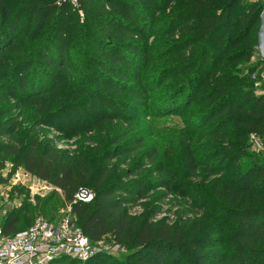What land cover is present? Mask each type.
Returning a JSON list of instances; mask_svg holds the SVG:
<instances>
[{"label":"trees","instance_id":"obj_1","mask_svg":"<svg viewBox=\"0 0 264 264\" xmlns=\"http://www.w3.org/2000/svg\"><path fill=\"white\" fill-rule=\"evenodd\" d=\"M78 6L0 0V169L12 161L59 189L93 243L128 250L51 264H264V149L251 141L264 143V93L252 80L257 68L240 67L259 56L264 3ZM173 115L184 128L149 144ZM41 128L77 138L76 150L41 141ZM82 188L93 202L74 203ZM178 195L185 222L155 221L161 209L141 221L130 212ZM22 216L11 211L1 233L29 229L18 230Z\"/></svg>","mask_w":264,"mask_h":264},{"label":"rangeland","instance_id":"obj_2","mask_svg":"<svg viewBox=\"0 0 264 264\" xmlns=\"http://www.w3.org/2000/svg\"><path fill=\"white\" fill-rule=\"evenodd\" d=\"M70 1V0H60ZM263 2V1H261ZM73 11L79 13V6L73 4L71 1ZM82 17V15H80ZM83 18V17H82ZM259 56L256 54L251 62L241 63V68L249 72L251 68L255 69L252 80L258 81L257 95H262L264 89L261 88L263 83L261 69L264 65L260 66ZM149 122V121H148ZM147 122L143 126H148ZM183 127L182 118L177 115L170 116L164 122H160L154 132L156 138L148 141L149 144L157 139L166 140L169 138L175 129ZM184 128V127H183ZM41 141H49L57 138L56 144L61 151H75L77 138L62 139L61 134L49 128H41L39 131ZM167 144V143H166ZM258 151V150H257ZM264 151V150H263ZM177 191L185 192V179L177 187ZM170 196L164 201H158L153 198L151 201H145L140 206L130 209L131 214L137 221H141L150 213L157 209L162 210V214L156 217L155 221L161 222L167 219L173 223L178 224L180 221L185 222V197ZM70 205L65 202V197L59 189L43 182L30 174L22 168L14 171V163L8 161L3 169H0V230L5 217L13 210L21 209L23 211L22 223L18 230L28 228L38 217H43L51 220L53 223L58 222L64 217L69 216ZM108 245L113 244V240H105ZM128 254L125 248L124 252H119L115 257L124 258ZM68 264V263H67ZM72 264V263H71Z\"/></svg>","mask_w":264,"mask_h":264},{"label":"built area","instance_id":"obj_3","mask_svg":"<svg viewBox=\"0 0 264 264\" xmlns=\"http://www.w3.org/2000/svg\"><path fill=\"white\" fill-rule=\"evenodd\" d=\"M78 5V0H70ZM259 2L264 0H249ZM264 12V10H263ZM264 80V74L262 73ZM254 148L258 151L264 149V143L255 135L251 136ZM95 192L82 188L76 196L74 203H91L95 199ZM53 223L43 217H38L33 225L14 236H4L0 230V264H51L63 258H71L86 262L100 254L115 255L124 252L125 247L113 241L108 245L104 240L93 243L76 225L72 214Z\"/></svg>","mask_w":264,"mask_h":264},{"label":"water","instance_id":"obj_4","mask_svg":"<svg viewBox=\"0 0 264 264\" xmlns=\"http://www.w3.org/2000/svg\"><path fill=\"white\" fill-rule=\"evenodd\" d=\"M257 50L260 58L262 59V62L264 64V12L261 15V20H260V29L258 33V45H257ZM264 74V70H263Z\"/></svg>","mask_w":264,"mask_h":264}]
</instances>
